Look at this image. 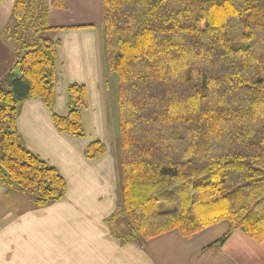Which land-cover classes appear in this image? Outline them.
<instances>
[{
	"label": "trees",
	"instance_id": "obj_1",
	"mask_svg": "<svg viewBox=\"0 0 264 264\" xmlns=\"http://www.w3.org/2000/svg\"><path fill=\"white\" fill-rule=\"evenodd\" d=\"M2 0H0L1 3ZM64 0H15L4 33L16 54L0 81V186L44 208L63 199L57 170L27 151L20 104L52 113L59 42L45 37L50 8ZM107 74L117 78L122 212L148 242L184 240L226 222L222 245L240 231L264 239V0H103ZM60 134L84 138V86L67 89ZM105 153L99 141L88 160ZM112 221L109 220L108 222Z\"/></svg>",
	"mask_w": 264,
	"mask_h": 264
},
{
	"label": "crops",
	"instance_id": "obj_2",
	"mask_svg": "<svg viewBox=\"0 0 264 264\" xmlns=\"http://www.w3.org/2000/svg\"><path fill=\"white\" fill-rule=\"evenodd\" d=\"M14 1L0 3V81L16 64L4 33ZM103 20V0H64L62 9H49L52 30L44 35L60 44L52 113L65 117L68 87L84 86L85 136L77 139L58 133L52 113L38 99L20 104L16 125L22 146L57 170L66 182V193L59 202L35 208L30 197L18 192L6 196L0 186V264H264V239L256 244L237 231L222 245H214L227 233L226 222L191 240L174 232L148 242L138 237L120 239L125 238L120 233L129 229L123 231L119 222L125 217L119 128L114 119L118 82L107 74ZM95 141L104 144L105 153L88 160L85 149Z\"/></svg>",
	"mask_w": 264,
	"mask_h": 264
},
{
	"label": "rangeland",
	"instance_id": "obj_3",
	"mask_svg": "<svg viewBox=\"0 0 264 264\" xmlns=\"http://www.w3.org/2000/svg\"><path fill=\"white\" fill-rule=\"evenodd\" d=\"M117 114H116V112H115V114H114V119H117ZM117 144H119V138L117 139ZM10 205V204H9ZM10 207V206H9ZM119 222L120 223H122L123 224V226H122V230L123 231H125L127 228H128V226L126 225V221H125V219H123V221L121 220V219H119ZM121 230V229H120ZM126 232H128V231H125V233H120V234H123V236H126ZM122 236V235H121Z\"/></svg>",
	"mask_w": 264,
	"mask_h": 264
}]
</instances>
